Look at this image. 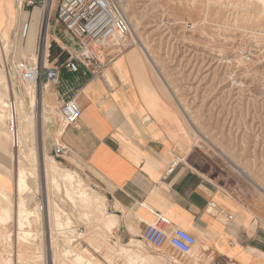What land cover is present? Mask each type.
I'll list each match as a JSON object with an SVG mask.
<instances>
[{
	"label": "rangeland",
	"instance_id": "rangeland-1",
	"mask_svg": "<svg viewBox=\"0 0 264 264\" xmlns=\"http://www.w3.org/2000/svg\"><path fill=\"white\" fill-rule=\"evenodd\" d=\"M115 1L131 25V35L126 41L107 45V53H114L115 58L135 49L148 56L156 88L168 105L169 113L175 115V123H180L187 134L182 138L184 148L176 146L180 158L251 202L264 199V21L259 14L261 5L243 0H233L230 6L210 4L209 0ZM25 5L24 0H16L12 12L22 11L27 8ZM238 8L251 10L250 17L241 16L243 12ZM46 14L47 9L31 55H26L30 34L26 39L18 34L14 14L7 26H0V85L9 93L6 100L0 99V106L10 99L12 89V98L17 103L24 100L26 112L33 114L29 108L27 84L20 77L19 67L25 60H36L41 38L45 37ZM137 35L149 45L158 67L139 47L134 39ZM89 49L99 52L95 45ZM47 106L46 95L40 109L44 110L42 115L48 122L34 127L22 153L21 165L26 170L29 186L22 197L16 187L15 149L6 127L8 147L4 160L7 163L1 172L8 179L4 177V185L0 187L7 189L9 196L0 197V214L7 217V220H0V264H195L191 256L182 255L169 254V261H166L162 249L156 250L145 242L140 248H129L131 240L143 241L142 233L135 236L122 233L119 223L111 225V221L94 208V200L92 204L87 200L93 192L101 196L104 208L114 212L107 195L92 185L82 168L57 156L55 144L61 132L59 111ZM3 119L7 123L6 111ZM197 138L201 139L197 141ZM31 151L34 157L44 152L75 172L78 177L67 180L68 192L65 181H59L56 188L49 183L42 166L36 168L38 163H33L32 157L24 158ZM22 198L25 208L32 214L28 217L24 214L21 225L19 204ZM57 217L62 227H57ZM160 257L165 260L159 261ZM204 264L225 263L209 260Z\"/></svg>",
	"mask_w": 264,
	"mask_h": 264
},
{
	"label": "crops",
	"instance_id": "crops-1",
	"mask_svg": "<svg viewBox=\"0 0 264 264\" xmlns=\"http://www.w3.org/2000/svg\"><path fill=\"white\" fill-rule=\"evenodd\" d=\"M24 1L25 6L28 1L35 4L15 14L16 0H0V26H7L14 14L20 35L23 24L29 22L26 55H31L49 0ZM60 2H50L43 58L45 67L60 70L57 84H44L50 89L47 107L60 111L76 98L83 110L77 125L59 124L55 147L66 149L63 158L82 168L92 185L107 195L122 233L140 235L154 221L152 211L159 212L196 237L199 246L190 255L195 264L209 260L264 264V199L251 202L181 159L176 146L184 148L182 138L187 134L161 98L148 56L131 49L100 72L96 65L104 61L101 53L86 52L58 22ZM73 60L78 63L77 72L67 68ZM7 94L0 85V99L6 100ZM12 94L11 89L10 99ZM4 104L0 106L3 116ZM6 124L0 119V186L4 177L8 179L1 172L7 163ZM162 252L166 261L169 254L181 255L169 245Z\"/></svg>",
	"mask_w": 264,
	"mask_h": 264
},
{
	"label": "built area",
	"instance_id": "built-area-1",
	"mask_svg": "<svg viewBox=\"0 0 264 264\" xmlns=\"http://www.w3.org/2000/svg\"><path fill=\"white\" fill-rule=\"evenodd\" d=\"M253 2L257 0H243ZM33 1H28L27 6H34ZM57 20L64 25L83 45L88 53L92 45L99 47V53L104 61L96 65L101 72L103 67L114 59V53H107L106 46L114 41H126L131 35V25L115 0H61L57 11ZM30 32V23L23 24L20 35L26 39ZM43 36L41 38L40 50L36 54V60L29 59L21 63L19 73L22 80L28 85H33L39 77L41 62L43 64L41 80L43 84H57L60 70L44 66L41 60ZM248 61L250 57L246 58ZM72 72L78 71V63L73 60L67 64ZM7 112V133L10 137L13 149L19 148V127L16 99H10L5 105ZM83 110L74 98L66 102L59 111V124L61 127L77 125L82 118ZM58 157L66 154V149L57 146ZM177 163V162H176ZM210 207L215 209V204ZM154 221L146 226L142 232L141 239L150 247L161 250L165 245L171 246L182 256H190L195 249L197 239L191 233L175 227L171 220L162 213L152 211ZM220 214H224L221 211Z\"/></svg>",
	"mask_w": 264,
	"mask_h": 264
},
{
	"label": "bare ground",
	"instance_id": "bare-ground-1",
	"mask_svg": "<svg viewBox=\"0 0 264 264\" xmlns=\"http://www.w3.org/2000/svg\"><path fill=\"white\" fill-rule=\"evenodd\" d=\"M20 2H21V0H20ZM209 2H210V4H214V5L230 6V3L233 2V0H209ZM224 2H225V4H224ZM256 2H258L259 5H261V7H262V12L259 13V14H261V17H262V19L264 21V0H257ZM250 3H254V2H250ZM46 9H47V14H46L47 15V21L45 22V28H44L45 29V37H44V40L42 42V51H41V60L42 61H43V58H44V55H45V51H46V46H47L46 38H47L48 22H49L48 19H49V14H50V10H51L49 4L47 5ZM238 9H240L243 12L241 16H243L244 18L250 17V15L252 13V11L249 10V9H244V8H238ZM137 34H138V32H137ZM134 39L137 41L139 47H141V49L145 53H147L149 55L151 60H153L155 65L158 67V63H157L156 59L154 58V54L151 51L149 45H147L144 42V40L142 39V37H140V35L139 36L138 35L135 36ZM0 49H2L1 42H0ZM31 59H33V58H31ZM42 68H43V64L41 62V66H40V69H39V77L37 79V82L35 84H33V85H30V84L27 85L28 94H29V97H30L29 108H31V110L33 111V114L29 115L26 112V105L24 103V100L23 101L20 100L18 103L16 102L17 103V115H18V127H19V148L14 150V156H15V169H16V174H15L16 175V187H17V191L19 192L21 197L26 193V191H27V189L29 187L28 186V182H27L26 170L21 165L22 164L21 157H22V153L25 152L26 139L31 136L32 130H34V127H36V125H38V123L42 127V125H44V123L48 122V119L45 118L42 115L44 113V110L42 111L40 109V106H42V101L44 103V99L46 100V95L50 92L49 86L48 85H44L42 80H41ZM177 101L180 102L178 99H177ZM180 104L182 105L181 102H180ZM5 105H6V103L4 104V109L6 107ZM182 107H183L182 110L185 111V108H184L183 105H182ZM3 117L4 116L2 114V111H0V119H3ZM200 139L201 138H197V141H199ZM208 143L211 146H214L209 141H208ZM32 155L33 154H32V151H31V154L29 153V155H25V157L24 156L23 157L27 158V159H30V157H32L31 161L33 163H35V164L38 163L36 168L42 166L44 168L45 175H46L49 183L52 184L53 186H55L56 188L59 187V181H65V184H66V187H67V192H68L69 189H70L69 188L70 186H69L67 180L72 179L74 177H78V176H75V172H72V170H69L68 168H65V167L61 166L57 161H55L54 159L49 158L48 155L44 154V152H41L38 155L36 154V157H34ZM223 156H224L225 159L228 158L224 153H223ZM231 162L233 163V165L236 168L238 167L235 164V162H233V161H231ZM34 167H35V165H34ZM244 173H246V172H244ZM4 179H6V178H4ZM84 185H86V184H84ZM8 196L9 195L7 193V189H4L3 187H0V197H8ZM89 197L90 198L87 199L88 201L91 202V200L93 199L94 202H95L94 208H96L98 211H101V213H103L105 215V218H107V219H109V221H111V225H113V226L116 225L117 226L118 223H119L118 215L115 214L114 212L109 211L106 207L105 208L103 207L104 205H103V203L101 201V196L94 195V193L92 192ZM91 204H92V202H91ZM24 214H26L27 217H28L29 215L32 214V212H29V210H27L25 208L24 198H22L21 199V203L19 204V218H20L19 220H21V225H22V217H23ZM102 216L103 215H101V218H103ZM97 218H98V216H97ZM0 220H7V217H5L4 215L0 214ZM52 220H54V219H52ZM57 224H58L57 227L58 226L62 227L61 222L58 220V217H57ZM108 225H110V223ZM141 244H143V241H140L139 239H133L129 243V248H131V247L140 248ZM198 246H199V243L197 242L195 247H198ZM158 259H159V261H164L165 260L162 257H160Z\"/></svg>",
	"mask_w": 264,
	"mask_h": 264
}]
</instances>
